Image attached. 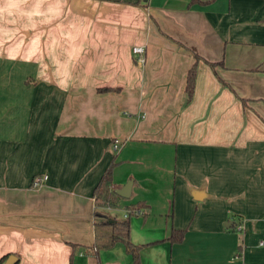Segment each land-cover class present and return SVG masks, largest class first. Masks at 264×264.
I'll return each instance as SVG.
<instances>
[{"label": "crops", "instance_id": "0c3cea01", "mask_svg": "<svg viewBox=\"0 0 264 264\" xmlns=\"http://www.w3.org/2000/svg\"><path fill=\"white\" fill-rule=\"evenodd\" d=\"M112 162L142 264H264V0H0V264H132Z\"/></svg>", "mask_w": 264, "mask_h": 264}, {"label": "trees", "instance_id": "16d2710c", "mask_svg": "<svg viewBox=\"0 0 264 264\" xmlns=\"http://www.w3.org/2000/svg\"><path fill=\"white\" fill-rule=\"evenodd\" d=\"M194 63L188 69L185 81V104L191 102L193 97V91L196 80V67L197 62L200 60L199 56L193 54ZM208 65L211 68H214L215 64L209 63ZM99 91H111V88H100ZM114 166V162H112L103 175L100 177L98 183L96 184L93 190V197L95 200V208L97 210L94 211V243L92 248L96 252L99 250L109 249L114 246L117 242L123 244L125 251L132 258V264H142L139 256L140 246L134 245L129 240V231H130V222L129 219H124L120 221L108 219L100 210L103 208H115L118 205V201L120 197L116 194V190L118 186L115 185L112 181V168ZM143 207L142 204H138L136 206H131L129 210L141 209ZM132 213H130L131 215ZM185 229L171 231L170 236L166 239L169 243H179L182 241ZM73 248L77 247L76 245H72ZM95 252V253H96Z\"/></svg>", "mask_w": 264, "mask_h": 264}, {"label": "built area", "instance_id": "2783aa9c", "mask_svg": "<svg viewBox=\"0 0 264 264\" xmlns=\"http://www.w3.org/2000/svg\"><path fill=\"white\" fill-rule=\"evenodd\" d=\"M132 53L136 56V61H137L138 63L143 62V59H144V57H143V56H144V48H143L142 46H136V47H133V48H132ZM112 147H113V150H114V151L118 150V148H119V146H118L117 143H114ZM43 179H45V176L36 179L34 183H35V184H38V183H40ZM130 213H132V215H138V214H140V210L135 209V210H132V211H131V210L127 209V210H125L124 218H128V216L130 215ZM239 228H240V227H239ZM260 244H262V242H260Z\"/></svg>", "mask_w": 264, "mask_h": 264}, {"label": "water", "instance_id": "95a60500", "mask_svg": "<svg viewBox=\"0 0 264 264\" xmlns=\"http://www.w3.org/2000/svg\"><path fill=\"white\" fill-rule=\"evenodd\" d=\"M132 181H128L123 187L116 190V194L121 198H128L131 193ZM229 224L226 225V227ZM17 259L14 256H9L4 264H13Z\"/></svg>", "mask_w": 264, "mask_h": 264}, {"label": "rangeland", "instance_id": "374dc122", "mask_svg": "<svg viewBox=\"0 0 264 264\" xmlns=\"http://www.w3.org/2000/svg\"><path fill=\"white\" fill-rule=\"evenodd\" d=\"M138 210H141V209H138ZM130 222H131V220H130Z\"/></svg>", "mask_w": 264, "mask_h": 264}]
</instances>
